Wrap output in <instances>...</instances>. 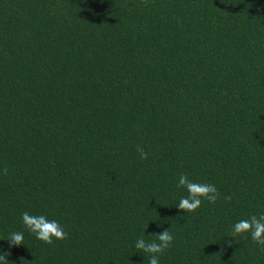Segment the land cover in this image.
I'll return each mask as SVG.
<instances>
[{"label":"trees","instance_id":"obj_1","mask_svg":"<svg viewBox=\"0 0 264 264\" xmlns=\"http://www.w3.org/2000/svg\"><path fill=\"white\" fill-rule=\"evenodd\" d=\"M5 166L7 264H148L137 239L167 229L159 264H264L232 236L264 214V0H0ZM181 173L220 198L180 211ZM25 211L67 239L38 241Z\"/></svg>","mask_w":264,"mask_h":264},{"label":"clouds","instance_id":"obj_2","mask_svg":"<svg viewBox=\"0 0 264 264\" xmlns=\"http://www.w3.org/2000/svg\"><path fill=\"white\" fill-rule=\"evenodd\" d=\"M141 3L147 5L148 0H141ZM137 153L141 160L148 158V153L143 148L138 147ZM0 174L8 175V168L5 166L0 170ZM177 187L184 188L187 192V196L180 199L177 207L184 213H194L199 209L202 201L206 200L209 203H215L220 198V193L215 185L194 182L184 173L179 175ZM224 199L230 200L231 197H224ZM21 220L26 230L45 245H51L54 241L67 239V233L62 226L57 221L49 220L44 215H32L25 211L21 215ZM241 235H250L252 241L264 251V214L259 216L252 215L236 222L232 227V236ZM155 236L156 240H145L141 236L135 243L137 252L149 256L148 264H159L160 256L172 245L174 239L169 229ZM23 240L24 234L22 232H13L7 239L10 242V247L22 245ZM6 255H0V260H4L5 264H7Z\"/></svg>","mask_w":264,"mask_h":264}]
</instances>
